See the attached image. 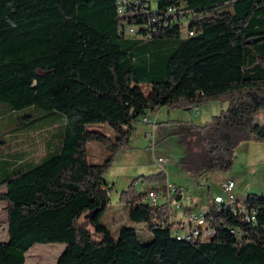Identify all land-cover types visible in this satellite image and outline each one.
<instances>
[{
	"label": "trees",
	"instance_id": "trees-1",
	"mask_svg": "<svg viewBox=\"0 0 264 264\" xmlns=\"http://www.w3.org/2000/svg\"><path fill=\"white\" fill-rule=\"evenodd\" d=\"M182 3L184 15H167ZM144 12L130 4L122 14L120 0H0V103L63 117L41 160L12 166L0 157V213H8L0 264H26L36 244H66L58 264H264V194L245 198L259 212L256 223L232 209L241 205L237 197L211 204L207 219L216 234L209 242L174 238L173 227L186 221L168 219L183 191L177 186L170 202L152 205L149 191L136 187L140 178L120 202L153 239L143 243L133 226L115 237L101 222L114 188L105 174L159 107L226 105L206 125L179 132L188 148L181 164L193 174L227 173L241 144L264 141V123L247 121L264 110V0H158V11ZM128 25L135 36L124 33ZM100 124L109 134L94 127ZM90 141L107 153L104 162L90 161ZM186 207L190 219L195 206ZM82 218L100 240L82 228ZM202 219L193 217V225L205 226Z\"/></svg>",
	"mask_w": 264,
	"mask_h": 264
},
{
	"label": "rangeland",
	"instance_id": "rangeland-1",
	"mask_svg": "<svg viewBox=\"0 0 264 264\" xmlns=\"http://www.w3.org/2000/svg\"><path fill=\"white\" fill-rule=\"evenodd\" d=\"M187 35H189V29L185 27L182 36ZM225 106L219 102L202 104L199 107L200 116L195 115L194 107L186 111L187 118H178L173 122L168 121L166 111H162L157 124L153 119L151 123L138 124L127 147L118 153L112 167L105 174V180L110 186L114 185V188L111 189L110 194L112 203L103 214L101 222L112 231L115 237L119 235L123 227L133 226L143 243H148L153 239L152 233L146 229L144 224L130 221L126 204L120 202V193L126 190L136 178H140L136 181V187L140 192L150 191L164 185L181 188L183 198L180 203L183 206L180 204L177 206L178 202L175 201L171 205L172 211L175 212L174 222L188 220L187 204L199 210L202 205L209 204L216 195L225 194L222 184L229 179L235 180L237 184L234 193L238 200L245 199L251 192L264 194V141H249L241 144L237 148L240 161L237 159L229 174L228 172L193 174L181 164L188 148L182 141L179 130L189 128L199 122L208 123L220 113L221 107ZM62 119L60 114L35 106L12 112L7 103H0V139H7L6 145H0V157L6 155L10 145L21 143L27 137V132L37 127L53 126V132L59 133L63 123ZM247 121L249 125L264 123V110L249 115ZM94 127L108 134L110 132L105 124ZM56 135L54 136L55 141L59 136ZM88 151L90 161L94 163H102L107 158V153L96 142H88ZM160 158L162 160L157 162L156 160ZM158 193L164 196L166 191ZM167 199L168 197H165V200ZM5 206L6 203L0 201V210ZM199 218L201 219L199 222L203 223L202 217ZM80 222L82 228L91 231L94 240H100V235L93 232L94 228L88 218H82ZM7 238L8 213L2 211L0 213V241ZM65 249L66 244H36L26 253V264H58L59 257Z\"/></svg>",
	"mask_w": 264,
	"mask_h": 264
},
{
	"label": "built area",
	"instance_id": "built-area-1",
	"mask_svg": "<svg viewBox=\"0 0 264 264\" xmlns=\"http://www.w3.org/2000/svg\"><path fill=\"white\" fill-rule=\"evenodd\" d=\"M130 4H134L137 7L141 8L143 11H145L144 13L148 15L158 11V0H120V11H122V14L125 12L126 6ZM184 10H186V7L183 5V3L180 5L170 6L167 9V15H174L176 18H178V15H184ZM179 18L183 19L184 17L182 16ZM135 32H136V26L134 25H128L127 29L124 30V33L126 35H131L134 34ZM194 111H195V115H198L200 113L198 107H195ZM143 122L145 123L150 122L148 116H145L143 118ZM161 160L162 158L156 161L159 162ZM236 185L237 184L235 180H227L226 182H224L222 184V188L225 194L216 195L214 199L209 202V204L202 205L199 210H195L192 213L190 219H188L186 222L175 225L171 232L172 236L177 240H185V241L199 240L201 242L211 241L216 234V229L211 225L210 221L207 219V213L210 210L211 204L227 205V199H230L232 197H237L234 193V188L236 187ZM177 193H178L177 186L167 187L166 194H164V196L168 197V199L165 200V197L163 195L160 196V194L157 191L150 190L148 192L147 201L152 205L158 204L160 202H167L175 195H177ZM175 202H178L177 206L181 205L179 201H175ZM244 202L245 199L241 200V205H239V208H232V209L238 210L241 213H243L249 222L256 223L259 215L258 210L249 209ZM193 217H205V226L193 225ZM172 220H173V214H171L168 223L169 222L171 223Z\"/></svg>",
	"mask_w": 264,
	"mask_h": 264
},
{
	"label": "crops",
	"instance_id": "crops-1",
	"mask_svg": "<svg viewBox=\"0 0 264 264\" xmlns=\"http://www.w3.org/2000/svg\"><path fill=\"white\" fill-rule=\"evenodd\" d=\"M223 108H226V106L221 107V109H223ZM162 111H166L167 120L173 122V121H177L178 118H187V112L186 111H188V110H183V109L168 110V109H166V107H159L155 110L154 113L148 115V118L150 120L149 123H151V121H152L151 119H153L156 121V122L154 121V123L157 124L160 121L159 119H160V115H161ZM220 112H221V110H220ZM200 115H201V111L198 114V116H200ZM206 124L199 122V123H195L193 125L203 126ZM62 125H61V129H62ZM52 127L53 126H46L42 129H39L36 131L27 132L28 133L27 137L24 138L21 143H19V144L14 143L10 147V149L6 152V157L9 158L10 165L16 166V165L20 164L21 162H25V161H33V160L39 161V160H41L43 158V156L47 153V151L50 150L51 147L53 146V143H54L53 137H54V134H56V133L53 132ZM54 127H57V126L54 125ZM191 127L187 128V129H191ZM185 129L186 128H182L180 130L183 131ZM180 130H179V132H180ZM60 131L58 134H60ZM238 160L240 161L239 156H238ZM232 170L233 169H231L227 174H229ZM229 180H233V179H229ZM127 213H128V211H127ZM172 214H175V212H172Z\"/></svg>",
	"mask_w": 264,
	"mask_h": 264
},
{
	"label": "bare ground",
	"instance_id": "bare-ground-1",
	"mask_svg": "<svg viewBox=\"0 0 264 264\" xmlns=\"http://www.w3.org/2000/svg\"><path fill=\"white\" fill-rule=\"evenodd\" d=\"M228 202H233L234 201V197L227 199Z\"/></svg>",
	"mask_w": 264,
	"mask_h": 264
},
{
	"label": "clouds",
	"instance_id": "clouds-1",
	"mask_svg": "<svg viewBox=\"0 0 264 264\" xmlns=\"http://www.w3.org/2000/svg\"><path fill=\"white\" fill-rule=\"evenodd\" d=\"M199 108V107H198Z\"/></svg>",
	"mask_w": 264,
	"mask_h": 264
}]
</instances>
